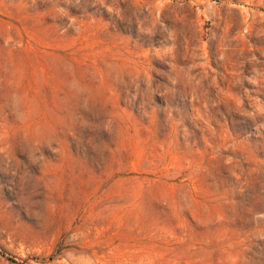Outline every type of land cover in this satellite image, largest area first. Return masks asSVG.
<instances>
[{"label": "rangeland", "instance_id": "rangeland-1", "mask_svg": "<svg viewBox=\"0 0 264 264\" xmlns=\"http://www.w3.org/2000/svg\"><path fill=\"white\" fill-rule=\"evenodd\" d=\"M0 264H264V0H0Z\"/></svg>", "mask_w": 264, "mask_h": 264}]
</instances>
